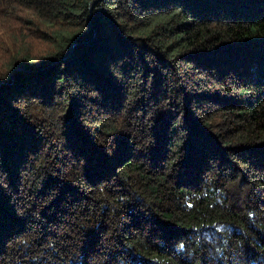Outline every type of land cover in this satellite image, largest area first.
<instances>
[{
    "label": "trees",
    "instance_id": "1",
    "mask_svg": "<svg viewBox=\"0 0 264 264\" xmlns=\"http://www.w3.org/2000/svg\"><path fill=\"white\" fill-rule=\"evenodd\" d=\"M0 264H264V0H0Z\"/></svg>",
    "mask_w": 264,
    "mask_h": 264
}]
</instances>
